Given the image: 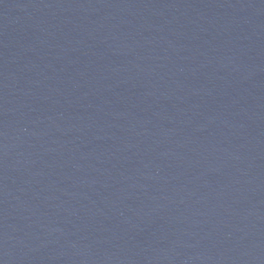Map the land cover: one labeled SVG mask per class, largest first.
Instances as JSON below:
<instances>
[{
	"label": "water",
	"instance_id": "obj_1",
	"mask_svg": "<svg viewBox=\"0 0 264 264\" xmlns=\"http://www.w3.org/2000/svg\"><path fill=\"white\" fill-rule=\"evenodd\" d=\"M0 264H264V0H0Z\"/></svg>",
	"mask_w": 264,
	"mask_h": 264
}]
</instances>
